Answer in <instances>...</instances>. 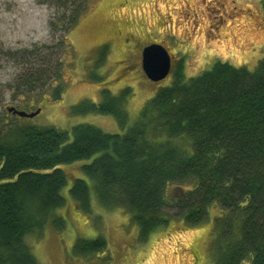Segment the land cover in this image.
Here are the masks:
<instances>
[{
    "label": "trees",
    "instance_id": "1",
    "mask_svg": "<svg viewBox=\"0 0 264 264\" xmlns=\"http://www.w3.org/2000/svg\"><path fill=\"white\" fill-rule=\"evenodd\" d=\"M57 1L71 10L51 24L62 32L55 42L0 50L19 65L10 87L19 109L49 82L58 99L57 81L74 54L69 32L92 0ZM172 75L122 134L87 123L63 130L10 114L12 122L0 119V264H39L25 237L39 236L50 220L63 229L55 212L65 204V186L83 213L91 210V193L104 209L124 208L142 242L167 228L169 207L190 227L218 206L213 264H264V57L252 70L215 60L197 74L178 68ZM119 103L72 113L112 115L123 126ZM85 160L78 166L84 177H74L70 165ZM106 246L102 235L77 237L71 254L88 259Z\"/></svg>",
    "mask_w": 264,
    "mask_h": 264
},
{
    "label": "rangeland",
    "instance_id": "2",
    "mask_svg": "<svg viewBox=\"0 0 264 264\" xmlns=\"http://www.w3.org/2000/svg\"><path fill=\"white\" fill-rule=\"evenodd\" d=\"M218 1L223 4L217 10L208 2L211 7L207 11L206 5L199 6V0H92L89 11L69 32L74 54L66 57L68 66L57 81L62 87L58 99H52L50 82L43 90L29 94L23 102L25 111L39 108L40 112L31 119L21 118V122L63 130L87 123L105 133L122 134L145 102L170 84L178 68L184 76H191L221 60L252 70L264 57V0ZM70 10L57 0H0V50L55 42L62 32L51 24L60 23L58 19L69 16ZM194 20L198 25L195 29ZM191 28L194 33L182 41ZM162 41L172 57V68L164 80L153 82L141 69V52L147 44ZM181 41L188 46L183 47ZM18 67L0 54V119L6 122L12 120L4 106L17 103L11 98L10 87ZM110 101H120L127 116L125 125L120 126L112 115L72 113ZM89 161L70 165L73 176L84 177L78 166ZM66 189L65 204L55 212L64 219L63 229L56 230L50 220L39 236L33 233L25 237L39 264H190L189 245L195 264H213L217 253L213 223L222 213L220 207L210 206L204 222L190 227H185L175 209L169 207L164 210L170 217L167 228L142 242L138 227L124 208L104 209L91 193V210L83 213ZM171 191L172 187L167 190ZM98 235L106 240L104 251L88 259L71 254L77 237Z\"/></svg>",
    "mask_w": 264,
    "mask_h": 264
},
{
    "label": "water",
    "instance_id": "3",
    "mask_svg": "<svg viewBox=\"0 0 264 264\" xmlns=\"http://www.w3.org/2000/svg\"><path fill=\"white\" fill-rule=\"evenodd\" d=\"M141 69L144 75L153 82L162 81L169 75L171 70V57L163 45L153 43L143 48L141 53ZM4 110L11 116L27 119L35 117L40 112L39 108L31 112H26L14 105H5ZM173 190L172 188L170 194ZM178 192L181 193V189Z\"/></svg>",
    "mask_w": 264,
    "mask_h": 264
},
{
    "label": "flooded vegetation",
    "instance_id": "4",
    "mask_svg": "<svg viewBox=\"0 0 264 264\" xmlns=\"http://www.w3.org/2000/svg\"><path fill=\"white\" fill-rule=\"evenodd\" d=\"M200 2H199V6H207V11H210V7L211 6H213L214 8H216L215 10H217V6H221L223 3L221 2V1H218V0H199ZM208 2H210L211 3V6H209V5H207V3ZM231 2H234V0H231ZM263 4H264V1H263ZM203 8V7H202ZM213 8V9H214ZM232 9H233V7H232ZM194 14H195V12H194ZM194 17H196V16H194ZM192 22H194V29L195 28H197L196 26H198L197 24H196V20H194V21H192ZM194 29L193 28H191L190 29V31H189V34L188 35H184L183 36V40L182 41H186V40H184V37L185 36H187V37H190V35H191V33H194ZM154 31H156V30H154ZM164 31L165 32H167L168 33V31H167V29H166V27H164ZM121 32V31H120ZM170 37L171 38H174V36H172V34L170 33ZM182 39V38H181ZM181 41V45L183 46V47H187L188 46V44H185V43H187V42H182ZM150 44H153V43H149V44H147V45H150ZM157 44V43H156ZM159 44H163L164 45V43H163V41L161 42V43H159ZM146 45V46H147ZM145 47V46H144ZM143 47V48H144ZM165 47V46H164ZM170 57H171V55H170ZM171 67H172V57H171ZM169 234V233H168ZM168 236V235H167ZM168 237H170V235L168 236ZM176 244V243H175ZM188 252H189V254H190V259H191V263L190 264H195L196 263V256L193 254V250L191 249V246L189 245V247H188Z\"/></svg>",
    "mask_w": 264,
    "mask_h": 264
},
{
    "label": "bare ground",
    "instance_id": "5",
    "mask_svg": "<svg viewBox=\"0 0 264 264\" xmlns=\"http://www.w3.org/2000/svg\"><path fill=\"white\" fill-rule=\"evenodd\" d=\"M95 198V197H94Z\"/></svg>",
    "mask_w": 264,
    "mask_h": 264
}]
</instances>
